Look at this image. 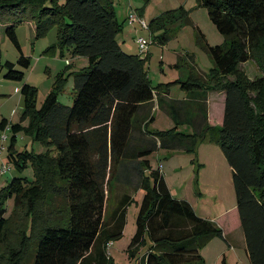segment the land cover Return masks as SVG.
Listing matches in <instances>:
<instances>
[{
    "label": "trees",
    "instance_id": "trees-1",
    "mask_svg": "<svg viewBox=\"0 0 264 264\" xmlns=\"http://www.w3.org/2000/svg\"><path fill=\"white\" fill-rule=\"evenodd\" d=\"M199 3L207 8L224 44L210 45L183 6L148 24L153 42L161 45L171 40L179 23L193 26L197 45L208 54L212 68L200 74L194 56L185 53L182 59L190 71L187 80L175 83L186 92L225 93L223 124L211 126L204 119L201 130L186 135V140L173 130L149 132L147 122L137 123L140 106L156 95L168 94L173 82L153 86L145 70L147 56L122 49L117 36L123 25L112 0H0V23L21 53L18 65L31 66L16 36L17 25L27 19L35 20L36 38L56 26L61 48L72 58L88 60L87 67L73 73L72 106L58 100L62 75L40 107L37 88L25 83L20 90L24 107L19 121L0 123L1 129L9 127L13 134L8 161L20 173L28 163L35 171L33 180L15 177L0 193V244L16 210L23 208L27 219L19 247L11 250L16 257L13 264L22 263L25 256L31 257V264H109L107 246L124 232L131 196L124 194L106 216V190L127 159L123 172L128 181L132 173L137 174L138 189L145 190L128 247L132 251L149 237L138 264H205L200 249L215 237L224 238V231L213 220L198 216L187 200L173 196L163 173L151 167L148 158L155 149L138 146L127 152L137 124L138 131L158 139L160 147L185 141L190 144L188 151H194L198 141L220 146L232 171L249 263L264 264V0ZM248 61L262 72L259 78L251 80L240 70ZM3 71L8 80L25 77L10 61L0 62V77ZM27 120V133L47 152H16L17 134ZM7 198L14 201L10 218L6 217ZM47 198H56L64 210H44Z\"/></svg>",
    "mask_w": 264,
    "mask_h": 264
},
{
    "label": "rangeland",
    "instance_id": "rangeland-1",
    "mask_svg": "<svg viewBox=\"0 0 264 264\" xmlns=\"http://www.w3.org/2000/svg\"><path fill=\"white\" fill-rule=\"evenodd\" d=\"M112 2L116 15L120 19L119 22L123 25L122 31L117 36L119 43L125 41L122 48L127 53L138 54L137 40L144 38L149 43V48L144 54L147 56L145 70L153 86L173 82L171 96L179 99L185 95L186 91L182 90L178 83H175L177 80H187L190 67L188 63L183 62L182 57L185 53L194 56L198 68L203 72L207 74L210 72L212 62L208 54L197 45L196 30L193 26L179 23L177 28L175 27L176 31L171 40L166 45H161L152 41L150 31L143 28L139 21L135 22V28L128 20L122 23V20H124L122 15H124L126 9L130 8L129 5H131L133 11L138 8L139 15L142 12L140 16L147 24L166 11L183 6L195 26H198L205 34L210 45L224 44V36L217 30L209 17L207 8L202 6L199 0H112ZM126 23L132 26L129 27L125 25ZM35 26V20L27 19L16 27V36L21 52L29 57L31 61V66L25 69L18 65L21 53L6 36L5 25L0 23V62L3 64L10 61L16 65L17 70L25 73L22 81H16L5 79L3 77L5 71L2 72L0 77V123L3 118H7L8 123L19 120L24 107L20 90L25 83L37 88L36 105L40 107L62 75V90L59 93L58 100L66 106H72L73 73L79 72L88 66L87 58H72L66 49L61 48L56 26L38 38L35 37ZM161 32L163 31H159V33ZM180 63L182 66H177ZM240 70L251 80L262 75L254 61L241 64ZM14 111L16 115L13 117ZM145 122H147L146 129L149 132L173 130L182 136L191 134L189 124L182 123L178 125L174 119L164 115L161 110L156 111L155 119L152 121L149 119ZM22 125L23 129L17 134L15 141L16 152H30L32 150L36 153L47 152L45 147L34 142L27 133L26 128L29 126V120ZM12 136L10 129L3 130L0 128V168L3 165L8 168V171L0 175V193L15 177H26L31 180L35 177L34 167L31 163H28L20 173L15 165L8 161V147ZM157 141L156 149L148 158L152 169H159L164 174L173 195L175 196L176 192V197L187 200L198 216L222 223L224 221L223 213L236 204V195L232 184L230 166L220 146L215 143L198 141L194 151H188L189 141H185L183 145L174 148L160 147V142L158 139ZM132 142L130 140L129 146H127L129 154L135 148V146H131ZM125 162L127 163L128 159ZM126 163L119 169L118 178H114V181L110 180L106 190V216L111 213V210L114 209L118 200L124 194L131 196V202L127 207L124 232L120 238L109 242L107 246L109 264H138L141 255L150 244V239L146 235L145 240L139 246L132 251L128 249L130 240L137 229L138 209L145 190L143 188L138 189L137 174L132 173L133 178L128 181L123 172ZM129 173L131 174V172ZM46 202L47 204L52 203L51 205L43 203L44 210L46 209L48 212L50 211L49 207H56L60 209L59 212L64 210L65 205L62 203L58 205L59 201L57 202L56 198L54 200L47 198ZM13 205V199L7 198L5 207L7 210L6 217L8 218L13 213ZM11 220L5 239L0 244V264H13L16 258L11 255V250L19 247V238H21L23 230L27 226L25 210L23 208L16 210ZM229 243L230 239L226 240L220 237L211 239L200 249L205 264H222L223 260L226 264H250L246 253L243 252L241 247H238V241L235 243L237 244L235 248H231ZM32 251L33 244L28 255H32ZM18 264H31V257L25 256V260L22 263L19 260Z\"/></svg>",
    "mask_w": 264,
    "mask_h": 264
},
{
    "label": "crops",
    "instance_id": "crops-1",
    "mask_svg": "<svg viewBox=\"0 0 264 264\" xmlns=\"http://www.w3.org/2000/svg\"><path fill=\"white\" fill-rule=\"evenodd\" d=\"M129 7L130 8L126 9V11L124 12V15H122L124 18V20H122V23L128 20L129 14L132 12L136 13V15L139 16L140 18L142 17L138 13V8H135L133 11L131 5H129ZM118 20H120L119 17ZM134 24L135 23L132 24L133 28H135ZM125 25H128L129 27L132 26L128 23H126ZM125 25L124 27L126 28ZM124 42L125 41L123 40V42L120 43L121 47L122 44H124ZM83 62L85 63V61ZM198 71L200 74H205V72H203L200 68H198ZM225 100L226 97L223 91L206 92L204 90L194 89L192 91L185 92V95L182 98L177 99L171 96V89H170L168 94L161 93L159 95H156L152 102L141 105L138 110L136 120L137 123L138 120L149 121L150 119V121H152L153 119H155L156 111L161 110V112H163L164 115H166L170 119H174L175 123L189 124L191 126L190 133L199 132L205 123L204 119H207V122L211 126H221L223 124L224 112H225ZM14 113L15 111L12 114L13 117L16 115V113L15 114ZM3 119H6L8 121L7 118H3ZM17 122H11V123H17ZM138 125L139 124L136 125V131L132 133L131 142L132 140L133 142L131 143V146L132 145L135 146L134 149H137L138 146L142 147L143 149L146 148L156 149L158 143L157 139H155L153 136L144 133L142 130L138 131ZM175 146L177 147L178 145H174L172 148H174ZM231 177H232V171H231ZM174 197L177 199H183L176 197V192ZM223 218L224 221H222V223L220 222H216V223L218 224L219 227L223 229L224 239L226 240L230 239L229 244L231 248H235L237 245L235 243L238 241V245H239L238 247H241L243 252L246 253L249 262L248 253L246 251L245 237L242 228L240 226L237 205L235 204L230 209L226 210L223 213ZM231 236H233V238H231Z\"/></svg>",
    "mask_w": 264,
    "mask_h": 264
},
{
    "label": "built area",
    "instance_id": "built-area-1",
    "mask_svg": "<svg viewBox=\"0 0 264 264\" xmlns=\"http://www.w3.org/2000/svg\"><path fill=\"white\" fill-rule=\"evenodd\" d=\"M128 21L130 24H133L136 21H139L143 28L148 29V24L145 22V20H143L142 18L137 16L136 13H134V12L129 14ZM137 44H138V48H139V53L145 54L149 48V43L144 38H140L137 40ZM7 128L9 129V127H7ZM6 171H8V168L5 165H3L0 168V175H3Z\"/></svg>",
    "mask_w": 264,
    "mask_h": 264
}]
</instances>
